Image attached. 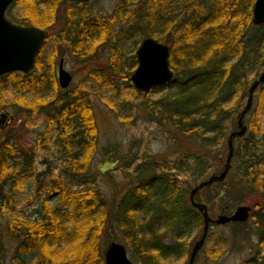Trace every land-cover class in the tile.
Here are the masks:
<instances>
[{
	"label": "trees",
	"instance_id": "trees-1",
	"mask_svg": "<svg viewBox=\"0 0 264 264\" xmlns=\"http://www.w3.org/2000/svg\"><path fill=\"white\" fill-rule=\"evenodd\" d=\"M36 1L16 0L11 4L18 9L22 5L26 12L16 25L41 26L50 19L43 5L46 4L47 12H51L52 7L60 2L42 0L39 4ZM154 1L157 13L152 11L140 18L152 17L158 26L141 29V37L159 36L156 38L158 42H171L175 46L169 60L173 76L170 82L153 87L148 93H135L147 98L152 92L164 90L159 98L152 101V106L163 114L156 121L160 125L166 122V129L172 128L183 138H191L196 145L193 147L195 150L179 159L174 169L187 170L193 182H201L210 168L209 158H220L219 154L213 155L212 149L224 140L227 122L234 123L233 116L243 107L251 77L257 78L264 68V25L252 23L255 0H181L184 15L180 14L178 7L173 8L176 14L169 11L175 5L173 0H166V5L163 0ZM69 5L73 9L68 11L65 25L54 34L56 44H62L59 49L62 52L53 50L50 64L40 62L39 56L35 60L36 67H39L36 73L49 81L55 97L49 100L35 97L29 102L22 97L15 99L21 104L19 106L24 107L17 118L41 113L48 108L52 119L50 124L57 125L58 129L56 147L65 159L53 187L56 203L43 199L36 221L8 222L4 234L15 244L12 264H104L101 237L107 231L104 230L106 225L120 230L132 258L140 264H167L181 256L188 258L192 243L186 244L182 235L185 232L188 235L193 228L198 229L200 221L203 225V215L185 196L199 182L193 188L189 180L177 184V180L171 178L172 174L144 156L132 171L133 185H128L121 194L116 192L110 202L92 186L97 177L88 163L97 147V124L86 92L70 87L59 90L58 80L52 72L54 59L67 54L72 60L90 64V61H96L98 47L103 50L107 47L109 55L102 62L109 73L103 71L96 78L117 90L112 78L129 82L128 77L135 71L137 58L136 55L125 58V49L115 38L117 31L126 27L130 16L126 15L124 19L118 13L120 11L115 10L111 16L91 17L84 8L86 4L72 2ZM137 5L127 11V1L121 11L130 14L136 11ZM168 7L166 12L164 8ZM131 16L135 17L134 14ZM184 21L187 26L180 32ZM134 30L130 32L131 38L136 34ZM165 34L172 35V38L166 39L163 37ZM37 76L25 75L21 81L13 83L19 92L26 91L36 81L37 87L42 86V80ZM4 77L12 81L15 75L11 73ZM257 89L263 108L249 114L248 131L234 140L238 141L236 147L233 146L230 159L231 168H236L234 176L230 168L224 180L218 182L222 185L220 188H215L218 186L215 183L203 189H213L214 195L208 194L205 199L211 208L217 201L224 211H230L231 206L242 202H248L255 208L257 211L251 213V218L257 224L255 234L261 244L264 239V153L260 147L264 146V130L259 127L258 117L264 116V84ZM2 104L3 101L0 102L1 107ZM35 157V150L22 146L16 138L4 135L0 139L2 207L11 201V197L2 192L7 183L12 187L19 186L21 179L35 174ZM129 163L126 168L130 167ZM230 177L236 180L228 182ZM83 186L86 187L81 188ZM231 224L241 226L242 223ZM75 248L80 250L81 256L71 253ZM214 251L211 247L208 255ZM256 255L247 263L264 264V254ZM29 256L33 257L30 261L26 259Z\"/></svg>",
	"mask_w": 264,
	"mask_h": 264
},
{
	"label": "rangeland",
	"instance_id": "rangeland-1",
	"mask_svg": "<svg viewBox=\"0 0 264 264\" xmlns=\"http://www.w3.org/2000/svg\"><path fill=\"white\" fill-rule=\"evenodd\" d=\"M37 1L40 4V1L42 0ZM127 1L129 5L126 8L127 11L137 5V2L141 3L137 5L138 8L136 11L130 14L127 12L122 13V7H124ZM173 1L175 5L170 9L169 7L164 8L166 9V12H168L169 9V11L173 10L171 11L173 14H176V11L173 8L178 7L180 9V14L184 15V8L181 6V3L177 6L176 0ZM154 2V0H90L86 3L84 8L87 9L91 17L111 16L115 14V10L120 11L118 13H120V16H123L124 19L126 18V15L130 16V21L127 23L126 27L119 29V31H117L118 35L115 37L118 39V43L122 44L125 49V58H129L132 55H135L138 45L143 39L141 37V29L147 26H152V29H154L158 26V23L155 24L152 17H147L146 20L142 19L143 21L140 18L142 15L152 13V11L157 13V4ZM69 3L71 2L60 0V2L52 7L53 10H51V12H47L49 9L46 4L43 5L44 10L46 9L45 11L50 19H48L46 23H42L41 26H34L39 30L42 29L46 31L45 42L42 44V47L36 56H39L40 62L44 61L50 64L53 50L57 49L59 53L62 52L59 50L62 48V44H56L54 34L59 33L62 30L69 15L68 11L71 12L73 9L70 7ZM25 13L22 5L19 9L10 5L6 12V18L8 21L16 24L21 17L23 18L25 16ZM132 14H134L135 17H132ZM53 16H55L54 19H52ZM184 24L185 25L181 28L180 32H182L187 26L185 21ZM132 30H134L136 34L131 38L129 35ZM163 37L169 39L170 37L172 38V35L165 34ZM163 37L160 36V38ZM153 38L156 40V38L159 39V36ZM166 45L169 47L168 57L170 60L171 50L174 51L175 46H173L171 42ZM106 48L103 50L98 47V53L95 54L96 61H94V63L90 61V64L88 63L85 65L75 59L72 60L67 54L55 59L53 58L55 63L52 72L54 73L56 80L59 60L63 58V68L72 75V83L69 86L70 89L77 88L81 92H86L88 103L91 104L94 120L97 124L96 134L98 136L96 143L97 147L92 154L93 157L88 163L90 170L97 177L95 184L92 186L110 202L113 200L116 192L121 194L128 185H133L135 180L131 174L134 166L140 162V159L143 160V157L146 156L147 158L150 157L149 160L156 161V163L168 172V174H172L171 178L174 180L176 179L177 184L189 180L191 188H193L199 181L193 182L191 176H189V171L186 170V172H182L181 170H175L174 166L179 159L185 155V153L187 154L190 153L191 150H195V141L191 138L189 139L187 136H184L183 138L172 128L171 130L166 129L167 126L164 125L166 122L160 125L156 121V119H159L163 114H159L161 112H158L152 106V101L159 98L164 90L152 92L147 98L143 94L137 95L135 92H139L135 90L131 84V81L129 80L130 76L128 77L129 82H124L119 78H112L113 85L115 84L117 90L111 89V86H106L105 81L96 78V76L103 73V71L109 73L106 65L102 62L103 60L106 61V57L109 55V49ZM36 64L37 63L35 62L31 74L27 75L19 72H11L15 75L12 81L4 79V75L0 78V96H2V101L4 102L2 107L0 106V116L4 114L6 117L2 124V129L0 127V139L3 138L4 135L14 137L18 140L19 144L27 148H33L36 153L35 174L31 177L21 179L19 186L12 187L10 183H7L5 189L2 191L11 197V201L6 207H2L0 203V235L2 236L0 240V264H12L15 257V244L4 234L7 225L9 224L8 222L18 220L36 221L40 214L39 208L44 201L43 199L48 200L52 204L56 203L57 200L53 194L55 189H53V187L55 186V182L59 179L56 176L58 175V172L61 169L60 167L65 159L62 157L60 149L56 147L58 129L57 125L50 124L52 119L51 115L48 114V108L41 113L24 114L19 116V118L16 116L20 113L21 109L24 108L19 106L21 104L15 102L16 97H22L27 102L34 100L35 97H44V100H49L55 97V90L51 84L48 83L49 81L44 80L42 74H39L38 72L36 73V69H39V67H36ZM262 72H264V68L260 73ZM25 75L31 76V78L37 76L38 79L42 80V86L37 87L38 85L36 84V81L33 85L31 84L30 89L28 88L26 91L23 89V91L19 92L13 82L21 81L22 76ZM256 79L257 78L253 79L251 77V83L252 80ZM58 88L59 90H62L59 86ZM248 89L246 90L243 107L238 109V112L233 116L235 118L234 123L231 124L230 122H227V130L226 135L223 138L224 140L219 141L212 149L213 155L219 154L220 158H209L208 161L211 165L208 173L203 177V181L207 180V178L213 173L218 174L226 162L225 158L228 153L227 137L231 132L238 129L237 115L245 107L248 98ZM258 89L253 93L254 96L251 102V108L248 110L249 113L247 112L243 118V124L247 128L249 125V114L252 112H258L259 108H263V104L260 102L261 98ZM258 120L260 129L264 130V116L260 115ZM237 143L238 141H234L233 146L236 147ZM260 151L264 153V146L260 147ZM129 162H132V165ZM127 163L130 165L129 168H126ZM235 169V167L234 169L231 168L233 176ZM235 178L238 179L236 176ZM235 178L230 177L228 182L236 180ZM221 186L222 185L219 184L216 187L213 185V188L215 187L218 189ZM85 187L83 186L81 188ZM76 188L80 189V187ZM203 188L198 190L196 202L206 204V196L208 194L214 195V193L213 189L206 190ZM160 191L161 190L158 188L159 193ZM185 198L188 200V192ZM219 202L220 201L214 202L215 204L212 205V208L211 204H206L207 214L213 219H216L221 214L230 215L240 205L249 206L250 212L257 211L255 208L253 209L248 202H242L238 206H231L230 211H224L223 206L220 205ZM210 225L212 226H210L208 230V237L202 246L203 248L195 257L196 259L193 264H248V261L255 259L257 253L263 256L264 239L263 242L259 244L258 235L255 234L257 232V224L253 217L251 218L250 216L246 222L241 224V226H233L232 224L216 225L213 223ZM105 228L106 229L104 230L107 231H105L101 237L103 256L106 247H108L111 242L116 241L126 246L128 256L133 264H140L137 260L132 258L130 250H128L120 230L116 229L115 226L108 227L106 225ZM202 228L203 225L200 221L198 229H191L188 235L185 232L182 237L186 241V244L191 242L193 245L198 241L202 233ZM211 247L216 251L208 255ZM71 253L76 257L81 256V252L78 248L72 249ZM26 259L30 261L33 257L29 256L26 257ZM187 261V257L184 258L181 256L179 259L174 260L173 262H168L167 264H186Z\"/></svg>",
	"mask_w": 264,
	"mask_h": 264
},
{
	"label": "water",
	"instance_id": "water-1",
	"mask_svg": "<svg viewBox=\"0 0 264 264\" xmlns=\"http://www.w3.org/2000/svg\"><path fill=\"white\" fill-rule=\"evenodd\" d=\"M16 0H0V78L11 72L31 74L35 66V58L38 51L45 42L46 31L39 30L34 26L25 27L14 24L6 18L8 7ZM75 3L88 2L90 0H68ZM252 23L256 26L264 25V0H255L252 8ZM169 47L166 44L156 41L152 37L143 39L138 45L135 53L137 66L130 75L129 80L134 89L139 93H148L151 88L161 86L171 81L173 72L169 67ZM58 83L61 89H65L72 83V76L63 69V61L58 66ZM260 84H264V72L260 73L248 89V98L244 109L238 115L237 131L231 132L227 137L228 153L226 163L222 172L211 174L207 180L199 184L190 191L189 201L203 215V224L201 238L195 242L192 252L189 256L188 264H193L196 254L203 245L208 232L209 223L224 225L231 222L244 223L250 217V207L246 205L238 206L230 215L221 214L216 219H212L207 214V207L201 202H196L194 197L200 188L208 187L218 181H223L231 166V157L233 155V138L244 136L247 131L243 124L244 115L251 108L253 93ZM2 127L6 117L0 116ZM104 264H133L128 256L126 246L119 242H111L104 250Z\"/></svg>",
	"mask_w": 264,
	"mask_h": 264
},
{
	"label": "flooded vegetation",
	"instance_id": "flooded-vegetation-1",
	"mask_svg": "<svg viewBox=\"0 0 264 264\" xmlns=\"http://www.w3.org/2000/svg\"><path fill=\"white\" fill-rule=\"evenodd\" d=\"M67 1H68V0H67ZM69 2H70V1H69ZM88 2H89V1H88ZM71 3H72V2H71ZM74 3H75V2H74ZM83 3L86 4L87 2H83ZM83 3H79V4H83ZM154 3H155V2H154ZM163 3L166 4V0H163ZM176 3H177V4H180V0H176ZM61 60L63 61V66H64V59L61 58L59 61L61 62ZM60 62H59V64H60ZM58 66H59V65H58ZM63 69H65V68H63ZM57 70H58V69H57ZM69 73H70V72H69ZM70 74H71V73H70ZM71 76H72V75H71ZM57 77H58V73H57ZM235 131H237V130H234L233 132H235ZM245 134H246V133H245ZM245 134H244V135H245ZM233 139L236 140V138H233ZM213 184H214V183H213ZM251 213H252V212H250V216H251ZM201 215H202V214H201ZM209 216H210V215H209ZM210 217H211V216H210ZM211 218H212V217H211ZM212 219H213V218H212ZM231 223H236V222H231V221H230V223H227V224H231ZM210 224H212V223H209V228H210V226H212V225H210ZM238 224H240V223H238ZM203 225H204V224H203ZM233 226H234V225H233ZM209 228H208V230H209ZM207 233H208V232H207ZM201 237H202V236H201ZM201 237H200V238H201ZM207 237H208V236H207V234H206V238H205V240L207 239ZM200 238H199V239H200ZM196 242H197V241H196ZM204 243H205V241H204ZM204 243H203V245H204ZM194 244H195V243H194ZM194 244L192 245V248H191V250L189 251V254H188V261H187L186 264H188V262H189V260H190L189 256H190V254H191V252H192V249H193ZM203 245H202V246H203ZM202 246H201V249L203 248ZM201 249H200V250H201ZM198 253H199V252H198ZM198 253H197V254H198ZM197 254H196V256H197ZM196 256H195V257H196ZM195 259H196V258H195ZM194 261H195V260H194Z\"/></svg>",
	"mask_w": 264,
	"mask_h": 264
},
{
	"label": "bare ground",
	"instance_id": "bare-ground-1",
	"mask_svg": "<svg viewBox=\"0 0 264 264\" xmlns=\"http://www.w3.org/2000/svg\"><path fill=\"white\" fill-rule=\"evenodd\" d=\"M25 27H27V26H25ZM58 78V77H57Z\"/></svg>",
	"mask_w": 264,
	"mask_h": 264
}]
</instances>
